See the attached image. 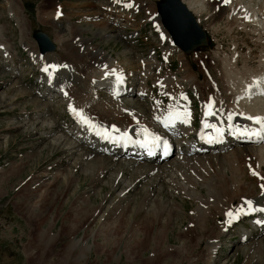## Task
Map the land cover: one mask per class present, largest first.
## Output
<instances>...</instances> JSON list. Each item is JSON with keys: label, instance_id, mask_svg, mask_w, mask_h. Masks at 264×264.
Returning a JSON list of instances; mask_svg holds the SVG:
<instances>
[{"label": "rangeland", "instance_id": "374dc122", "mask_svg": "<svg viewBox=\"0 0 264 264\" xmlns=\"http://www.w3.org/2000/svg\"><path fill=\"white\" fill-rule=\"evenodd\" d=\"M7 1L0 0V264H261L260 258L254 259V252L242 253L240 246L248 245L252 241H256L258 245V242H264V239L256 237L239 242V223L221 234V218L215 219V216L223 217L227 192L222 198L224 203L216 202V205L208 210V217L203 220L195 219V210L202 202L197 194L205 196V188L197 183L190 189L185 173L193 179H199L200 170L202 172L199 166L198 171H191L175 162V177L172 178L176 182L175 185L171 184V176L165 175L156 186L155 192H159L158 195L154 193L156 196L153 194L156 198L150 197L147 190L155 182L149 176L139 181L131 191L124 193L125 199L117 202L116 193L119 190L122 192L123 186L118 185L111 192L113 181L108 179V173L96 180L93 190H90L89 186L94 184L97 173L90 179L84 178L81 171L86 166L85 163H80V167L77 165L75 168L73 164L76 157L65 155L64 152L54 153L49 149L51 141L62 139L64 134L70 131L78 136L80 131L74 129L73 120L65 112L66 104L62 100L64 96L62 97L59 91L50 90V86L40 81L43 77L38 70L41 68V57L36 58L35 54L33 57L29 54L31 50L36 51L31 31L39 29L50 36L56 45V49L50 53L52 57L62 63H71L72 72L82 74V70L77 67L76 62L68 58L65 51L69 46L66 45L67 42L69 44L73 36L67 34H70L71 25L85 26L92 22L91 11L98 10L97 8H101L108 0H89L93 6H83V2L87 0H59L62 3V16L57 22L54 16L52 19L47 15L53 5L51 0ZM156 1L143 0L141 3H146V7L140 6L136 10L134 7L129 10L115 7L116 11L110 15V20L120 22L124 45L119 39H110L105 43L95 38L89 42L99 44L100 48L112 54L130 71L131 64L139 63L149 55H156L160 63L168 59L163 63V67L167 65L166 70L160 74H172L176 72L178 62H185L186 57L192 71L197 73L196 82L202 86V96L208 91L218 104H231L232 91L225 83L220 87L213 83V86L207 85V89L204 88L206 83H203V79L206 73L200 71L204 67H200L198 61L207 64L206 67L212 76L208 78H213L219 86V76L226 72L221 71L223 65L217 58L222 55L229 56L234 49L238 54H244L248 50L245 42L253 47L251 37H255V34H245L239 31V26L229 32L225 11L216 25L218 27L212 31L208 27L209 19L206 16L216 11V8L213 2L206 0V9L210 13L202 15L198 24L208 36L209 44L189 53L182 52L185 57L178 51L180 54L177 58L178 54L172 51L166 58L162 54L165 43L157 41V30L146 13L149 3L154 6H150L152 10H155ZM244 4L248 5L247 2ZM15 12L19 16L17 19L13 16ZM118 13H121L120 16H116ZM66 20L73 23L69 26ZM61 36L68 38L60 40ZM252 49L248 67L244 69L243 62L238 59L236 70L240 74L244 73L242 76L246 75L245 70L248 68L260 65L258 58L261 50ZM168 66L175 71L167 70ZM62 68L65 73L63 64L55 74L54 80L58 85L63 83L65 78L64 74H61ZM174 74V77H179L178 73ZM72 78L75 79V76ZM130 80L134 82L135 77L131 75ZM148 84L153 88L151 82ZM181 84L184 86V83ZM153 90L156 93V88ZM146 93L147 96L140 101H143L145 106L154 100L149 89ZM41 94L47 99H43ZM188 94L195 106L192 109L195 124L200 107L199 98L193 89H189ZM128 98L130 101L137 99L134 94ZM37 100L45 102L46 107L50 108L49 113H44L36 107ZM163 104L167 105L168 102ZM53 120L58 126L54 125ZM190 123L192 124L191 119ZM208 167L209 165L205 169ZM219 178L217 188L225 183ZM104 182L106 184H103ZM182 182L186 183L187 187L179 189L176 184ZM216 197L218 198V194ZM105 198L106 201L100 204ZM233 202L231 209L236 207L238 200L233 198ZM200 224L203 229L199 227ZM70 237L73 238L68 241ZM215 239L219 247L212 258L207 247L209 248L208 243ZM71 241H78L77 247L67 251L66 244ZM181 244L183 247L178 248ZM97 250L100 253H96ZM117 255L124 263L111 259L113 256L116 260ZM107 256L112 260L110 263L104 260ZM210 259L212 262L209 263Z\"/></svg>", "mask_w": 264, "mask_h": 264}, {"label": "bare ground", "instance_id": "6f19581e", "mask_svg": "<svg viewBox=\"0 0 264 264\" xmlns=\"http://www.w3.org/2000/svg\"><path fill=\"white\" fill-rule=\"evenodd\" d=\"M91 1H84L83 6H93ZM142 1L143 0H132L131 4L128 0L106 1L101 5V8H97L98 10L91 11V15L93 14V21L88 22L85 26L78 24L74 27L71 25L73 21L66 20L69 26L71 25L69 30L70 34L67 35H70V37L71 35L73 36L71 37L69 44L66 41V45L69 46L65 48V51H67L68 58L76 62L77 67L82 70V74H75L74 72H72L73 66L70 65L71 63H62L59 61V59L53 58V55L50 54L52 52H46L40 56L35 50H31L32 52H29V54L32 57L34 54L36 55V58L41 57V68L39 67L40 69H43L49 64L59 65L61 67H63V64H65L66 72H61V74H64L65 76L64 82L60 85L56 83V87L52 88V91L57 92V90H59L60 95H62V97L64 96L62 100L66 101L67 105L69 104V102H71L77 109H83L84 114L91 117L96 123L102 124L106 127L115 125L118 129H120V135H122L124 130L128 129L132 134L138 136L140 135L141 129L147 127L151 132L156 133L157 135H171V137L176 138L180 134H187L191 129L190 126H192V124H177L175 126V128H177V132L170 133L169 128H164L163 124L158 123L156 119H154V117L159 116L161 117V119H163L168 115L167 109L169 105L175 103V101L169 99V95L166 94H170L171 97H179L181 94H184L187 97L185 91L186 89L183 88L180 83H178V80L184 82L188 86V88L193 89L200 97L202 96V86H199V82H196V75L191 73L188 64L179 60L180 62H178V68L176 72H174L179 74V79H175V77L173 76L174 73L167 74V72L165 71L166 73L160 74L163 71L162 64L155 61L156 57L151 55L145 59L142 58L141 62L138 61L139 63H135L134 65L131 64L132 66L130 65L129 69L132 70H127V72H131L136 78L135 93H143L144 89L147 86L148 80H151L152 83L158 86L160 97L154 101L151 108H145L146 106L139 101L141 96L137 95L138 99H134L135 101H129V98V100L124 99L127 95H129L128 92H126V90L122 91L120 85L114 86L113 84H111L109 77H111L112 75L107 78L102 75L103 72L110 71L114 68L117 70V72L121 73L124 76V83H127V74L125 72V67L121 66L112 54L107 53L103 48H100L99 44H94V42L93 44H91L89 42L94 40L95 38H99L105 43H107L110 39H112L113 41L119 39L124 45V41H122V38L124 39V34L122 33L123 28L120 26V22L117 20H110V15H112V13L116 11L115 6L113 5H117L118 7H120V9H122L123 5L125 6V9L137 6H144L145 8L146 3L143 4L144 2L141 3ZM181 1L186 6V9H188L195 17L198 18H196L197 22H200L199 19L200 17H202V15H207L208 13H210L206 9V0ZM210 1L213 2L216 8V11H214L209 16H206L207 19H209L208 27L211 28L212 31H215L218 27L216 25L220 21L222 13L225 11L228 12V14H224H227L228 25H226V27L229 32H231L234 27L239 26V31L244 32L245 34H255V37H251L253 47L245 42L248 50L244 54H239V58L243 62V68L248 67L250 55L253 53L252 48L261 50V54L259 56L260 65L256 68L252 67V69L246 68V75L244 76H242L244 73H241V75L240 72L236 70L237 60L234 59V56H232L231 58L222 56L219 59V62L223 65L221 71H225L226 74L224 73L225 75L222 74L223 76H219V86L215 83L214 85L220 87L223 83H225V85L232 91V103H234L235 106H232V103L227 104V106H223L216 102L217 107L225 113L242 112L248 114L255 113L257 115L264 116V96L255 95L251 99H249L245 91L247 85L250 84L254 78H264V68L262 65L264 61V0H230L228 4H224L223 0ZM9 2L7 1V3ZM50 2H53V5L49 9L50 14L47 13V15L51 16V18L53 19V16H56L55 13L59 12L60 8L62 7V3L59 0H51ZM244 2H247L248 5H245ZM150 6L154 7L149 3V6H147L149 7V9L146 8V13L150 15L154 24L156 25V28L159 31H162V28L159 25L160 22L158 19V15L155 14L156 11L154 9L152 10ZM55 7L57 9H55ZM120 14L121 13H118L116 16H120ZM13 16H15L16 19L19 17L18 15H16V12ZM121 17H123V15H121ZM125 19L127 20V17H125ZM57 20L58 18L56 19V22ZM236 23H239L240 25H236ZM163 32L164 31H162L164 37L163 41H167L168 37H166ZM75 33H78V35L75 36ZM86 33L87 35L85 36L84 34ZM59 38L60 40H66L68 36H65L63 38L61 36ZM165 49H167V51L176 50L174 46H171L169 40ZM92 52L93 54H91ZM176 52L178 53L179 57L180 51L178 52L176 50ZM104 65H107L108 68L105 69L103 67ZM199 65L200 67H204L203 70L206 71V73L211 77V74L207 68V64L200 62ZM52 75V68H49V72L47 73V75L41 79L42 82H44L45 84H49ZM73 76H75V79L72 78ZM204 82L206 83V85L204 86L205 89H207V85L213 86V82H211L209 79H203V83ZM108 87H110V89H108ZM66 88L68 90H66ZM100 90H102L104 94H102L103 96H101L102 92ZM64 92L68 93L67 97L64 95ZM162 96H165L168 99V104L166 106H164V104L161 105V103L163 102L161 98ZM41 97H44L43 99H47V97L43 94H41ZM210 97L211 96L207 91L205 96L199 98L201 103V110L199 115H201L203 107ZM239 97L244 98L238 100ZM157 101H159L160 103L157 104ZM181 103L185 104L188 108V97L186 101H181ZM36 107L41 109L44 113H49L50 111V108H47L48 106L46 107L45 102H40V100H37ZM219 119L222 118L213 117V123H218ZM223 119L225 120V122H228L226 118ZM37 122L38 121H35V123ZM53 123L54 125H57L54 120ZM228 123L241 124L245 123V119L243 116H236L233 121H229ZM77 124L78 126H81L80 123L77 122ZM154 125H158L160 128H162V131L157 132L154 129ZM49 126L51 127L52 124ZM119 133H116L115 135H119ZM227 133L228 141H234V139L231 138V134L229 132ZM235 140H238V143H247L243 142V139ZM129 144L130 142L125 143L123 141L118 144L112 145L108 143L97 142L95 140H87L86 136L79 137L75 136L73 132H67L64 134V137L62 139L58 138L55 141H51L48 146L49 149L53 152H64L65 155L76 157V161L73 164L75 168L77 165H79L80 167V163H85L86 166L81 171L84 175V178L90 179L95 172L97 173L95 180H93L94 184L89 186L90 190H93V186L95 185V183L100 180L102 176L108 173V179L113 181L112 185L110 184L111 188L109 187L111 192L113 189H115L116 186H123V191L120 192L119 190V192L116 193L117 202L125 199V196L123 195L124 193L126 194L128 190L131 191L136 185H138L139 181L149 176H151V178L155 182L151 186H149V189L147 190V195H150V197L155 195L154 193H156V186L157 184H159L160 179L163 176H171V184L176 183L174 182L175 180L173 181L172 179L173 177H175L174 172L176 170V167H174L173 164L175 162H178L179 166L181 167L186 166V168L190 169L191 171H198L199 168L202 169V172L200 170L199 179H193L188 173H185V175L188 176L187 178L190 189L194 187V184L197 185V183L205 188V196H199L200 194H197L200 201L202 202L195 210V219L203 220L204 218L208 217V210L211 207H214L216 205V202L222 201L223 196L226 195L225 192H227V197H225L226 207L223 213L224 220L220 228L221 234L226 232L232 225V223L229 221H232L233 218L229 217L227 213L233 212L238 214L241 206L245 205V200H251L255 202L257 206H264V193H262L261 188L259 187L261 183H264V180H260L257 177L253 176L249 168V165H251L252 170L259 173L261 176H264V143H259L260 145H257V147L256 144L233 146V149L231 151H227L225 153L218 152L217 154L215 152H217L218 150L214 147L211 148L212 151H210L211 149L201 150L199 148H191L189 150H185L184 153H193L196 154V156L183 157L181 154L175 156V160L174 158L168 160V158H170L168 157L167 159H161L159 161L156 160L153 162L141 158L143 157L142 153L134 149L133 147L131 153H134L136 155L123 154L122 152H120L121 149H123L126 145L128 146L127 148H131ZM185 144L187 145L188 142L185 141ZM176 153L177 151L175 152V154ZM139 155L141 157H139ZM160 162H162V164H159ZM210 162H212L213 164L210 165ZM208 165V169H205V167ZM245 166H247V169H245ZM167 167H170V169ZM181 172L184 173V171ZM219 177H221V181L225 183L221 185L220 188H217L216 183L219 182H217ZM103 184L106 183L104 182ZM185 184L186 183L182 182L177 183L176 185H178V188H186L187 186ZM220 190L222 191L221 193L215 192ZM158 193H156V195H158ZM217 194L218 198L216 197ZM215 197L217 199H215ZM233 198L237 199L238 203L236 207L231 209ZM105 201L106 198L101 201L100 204H103ZM112 202L114 203V201ZM258 214L264 215V213L260 212H258ZM245 216V214L239 215L238 221ZM247 216H254V212ZM262 220H264V216L255 219L252 218L250 222L251 228H246L245 226L241 225V227L237 231V237L239 238V241L244 242L247 240V238L254 236L261 237L260 239H264V223L258 222ZM199 227H202L203 229V225ZM258 243L259 244L256 245L257 243L256 241H254L248 245L240 246V251H242V253L254 252V259L260 258L262 261L261 264H264V242L260 241ZM84 246L88 247L89 245ZM208 246L209 248L206 246L207 250L211 251V257L213 258L214 253L218 248L217 241L211 240L208 243ZM177 247L180 248L183 246L181 244ZM208 261L210 263L212 262V259Z\"/></svg>", "mask_w": 264, "mask_h": 264}, {"label": "snow or ice", "instance_id": "6c2138e0", "mask_svg": "<svg viewBox=\"0 0 264 264\" xmlns=\"http://www.w3.org/2000/svg\"><path fill=\"white\" fill-rule=\"evenodd\" d=\"M229 2L230 0H223L224 4H228ZM49 67L55 68L57 66H45L43 71L49 72ZM103 67L105 69L108 68L107 65H104ZM110 75L116 76L117 84L123 83V78L121 75L117 74L116 69L113 68L110 71H105V78L109 77ZM245 91L249 99H251L255 95L264 96V78H254L253 81L247 85ZM64 95L67 97L68 93L64 92ZM166 95H169V99L174 100L175 103L169 105L167 109L168 115L166 117L161 119V117L157 116L154 117V119H156L158 123L163 124V127L166 129H174L177 124H189L191 119L190 110H188L185 104L181 103V101H186L187 97L184 94H181L179 97H171L170 94ZM243 98L244 97H239L238 100ZM156 103L159 104L160 102L157 101ZM204 108L205 111L203 115L205 119L202 121V127L204 129H212L215 132V135L210 137L209 142L214 143L217 139L222 137L225 132H229L232 135H235L252 143H264V116H253L251 114L242 112H222L217 107L216 101L211 97L205 103ZM68 109L75 116L78 123L85 126L89 131L93 132L100 139L108 140L111 142L127 141L130 143H136L140 147L148 149L149 155L153 154L151 151L152 148L160 147L162 144L164 146L165 154L167 153L169 147L167 140H164L156 133L151 132L147 127L141 129L140 135L142 138L139 140L131 139L126 132L120 136H117L115 134L119 133L120 129H118L115 125H112L109 128L102 124L96 123L91 117L84 114L83 109H77L71 102H69ZM236 116H243L244 119L249 121L250 123H228L224 126H221L223 123V118H226L228 121H233ZM213 117L222 118L221 124L211 122ZM202 138H204L203 134ZM249 168L253 176L257 177L260 180H264V176H261L259 173L252 170L251 165H249ZM259 187L261 188L262 193H264V183H261ZM249 211L264 213V206H257L255 202L251 200H245V205L241 206L238 214L229 212L227 213V215L234 219H238L239 215L247 214V212ZM258 222L264 223V220Z\"/></svg>", "mask_w": 264, "mask_h": 264}, {"label": "water", "instance_id": "95a60500", "mask_svg": "<svg viewBox=\"0 0 264 264\" xmlns=\"http://www.w3.org/2000/svg\"><path fill=\"white\" fill-rule=\"evenodd\" d=\"M156 9L162 24L173 36L176 44L188 48L190 45L202 41L204 37L202 31L179 0H160L156 3ZM32 37L40 53L54 49V44L40 30H33Z\"/></svg>", "mask_w": 264, "mask_h": 264}, {"label": "crops", "instance_id": "0c3cea01", "mask_svg": "<svg viewBox=\"0 0 264 264\" xmlns=\"http://www.w3.org/2000/svg\"><path fill=\"white\" fill-rule=\"evenodd\" d=\"M75 244V245H74ZM67 245V244H66ZM71 245V246H70ZM84 246V245H83ZM72 247L73 248H76L77 247V241H71V242H69L68 243V245H67V251H70V250H72ZM85 247V246H84ZM96 253H100L98 250L97 251H95ZM82 256H84V255H82ZM67 259V258H66ZM105 261H106V263H110L112 260L110 259V257H108L107 256V259H104Z\"/></svg>", "mask_w": 264, "mask_h": 264}]
</instances>
